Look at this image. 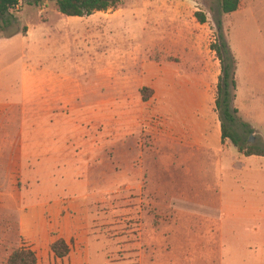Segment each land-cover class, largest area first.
<instances>
[{"label": "rangeland", "instance_id": "1", "mask_svg": "<svg viewBox=\"0 0 264 264\" xmlns=\"http://www.w3.org/2000/svg\"><path fill=\"white\" fill-rule=\"evenodd\" d=\"M118 1L78 18L51 0H22L0 16V264L20 248L36 264L48 260L22 222H49L54 202L88 210L92 264L159 256L198 264L190 260L208 254L264 264V157L226 140L233 153L215 159L219 166L179 146L188 131L183 92L166 82L205 83L219 121L213 48L226 43L235 60L232 132L239 147L264 148V0H241L229 15L218 0Z\"/></svg>", "mask_w": 264, "mask_h": 264}, {"label": "crops", "instance_id": "2", "mask_svg": "<svg viewBox=\"0 0 264 264\" xmlns=\"http://www.w3.org/2000/svg\"><path fill=\"white\" fill-rule=\"evenodd\" d=\"M174 2L177 3L176 1ZM183 5L186 6L185 3H183ZM166 82L171 84L174 88L179 87L182 89L180 92H183V94L178 95V98L184 99L181 100V102L185 103L183 111L185 117L183 118L182 124L186 126L188 131L185 135L183 133L178 134L177 139L179 146L184 149L186 148L188 151L207 156L219 166L223 165L220 159L217 161L215 159L223 155L231 157L233 150L224 152L223 143L226 140L224 142L222 141L220 121H218V119L215 120L213 117L209 93L204 87L206 84L180 76L177 78L167 76ZM199 86L204 89L199 90ZM213 108H215V106H213ZM180 141L182 143H180ZM172 145L173 144H168L169 150L172 149ZM255 157L257 159L263 158L257 156L248 158ZM188 166L196 167L194 164ZM227 168L224 169V171H226ZM186 195L187 194H185L184 197H190ZM75 197L80 199L87 197V195L81 194L75 195ZM161 197L165 198V195ZM168 198H170V196H168ZM60 206L61 205L57 202L47 206V213L50 217L47 223L41 218L39 219V217L32 219L35 220H31L32 223L28 220L27 225L25 222H22V224H25L24 227L22 225V231L28 235L27 237L29 239H33L38 246L46 250L48 260L42 259L44 264H55V262L61 264V260L56 258L50 251V245L58 240H63L69 249L68 256L62 259L64 264H92L93 260L91 259L90 250L94 243L91 240L92 237L88 230V210L84 211V209L76 207L72 202L63 209H61ZM67 209L69 210L67 211ZM62 211H65L64 216H62ZM30 225H32V227H29ZM210 241L209 239H203L202 243L207 245V243L210 244ZM182 257L178 261L179 263L188 261L187 257ZM192 259L193 260L190 261H195L198 264H231V261L235 260L233 256H215L211 254L197 255L195 259ZM160 262L161 264H170V258L167 256H159L155 258V260H150L148 264H160Z\"/></svg>", "mask_w": 264, "mask_h": 264}, {"label": "trees", "instance_id": "3", "mask_svg": "<svg viewBox=\"0 0 264 264\" xmlns=\"http://www.w3.org/2000/svg\"><path fill=\"white\" fill-rule=\"evenodd\" d=\"M28 5L39 6L46 0H23ZM55 3L57 11L66 17H90L95 13L107 12L110 9H116L119 5L118 0H51ZM221 13L229 15L235 13L240 7L241 0H218ZM16 3V0H0V16H5L9 9ZM194 18L199 24H205L206 17L202 13H195ZM214 51L218 55L222 64L221 77L218 84V98L215 101V111L218 114L222 141L229 140L238 152L246 157L257 156L264 157V148H246L239 147L237 136L232 132V125L237 121L238 110L232 107L235 95L231 93L236 90L235 81V60L230 57V52L226 43H220L214 46ZM222 53L227 58H223ZM143 97V101H145ZM244 127H248L243 124ZM50 249L56 258H64L68 254V247L62 240L51 244ZM7 264H36V257L33 251L20 248L11 253Z\"/></svg>", "mask_w": 264, "mask_h": 264}, {"label": "built area", "instance_id": "4", "mask_svg": "<svg viewBox=\"0 0 264 264\" xmlns=\"http://www.w3.org/2000/svg\"><path fill=\"white\" fill-rule=\"evenodd\" d=\"M22 5V0H16V3L9 9V11H17Z\"/></svg>", "mask_w": 264, "mask_h": 264}]
</instances>
